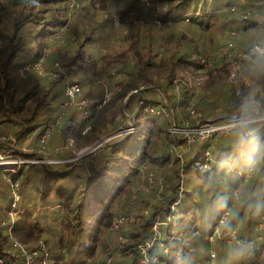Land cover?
<instances>
[{"label": "trees", "instance_id": "16d2710c", "mask_svg": "<svg viewBox=\"0 0 264 264\" xmlns=\"http://www.w3.org/2000/svg\"><path fill=\"white\" fill-rule=\"evenodd\" d=\"M263 12L264 0H0V136L12 133L20 144L30 138L32 149L39 147L43 125L62 109L55 99L73 82L94 86L86 91L90 103L79 107L91 112L77 119L76 111H66L55 125L48 141L63 145L58 154L66 156L56 159L75 156L66 146L70 139L77 147H94L126 122L135 124L106 142L112 149L104 155L101 148L79 161H29L10 173L22 194L18 208L24 210L11 220L14 196L7 178L6 187L0 185L2 264H25L34 250L38 255L30 264H145L143 245L149 264H208L209 237L227 245L236 231L229 241L241 249L239 258L264 264V227L257 228L264 222V151L259 155L264 119L250 122L258 123L251 130L238 126L240 149L218 141L215 133L190 144L170 131L174 120L194 124L254 112L250 99L264 97V54L249 48L264 47ZM228 45L229 50L245 47L250 57L232 59L226 51L217 56ZM39 61L41 67H34ZM186 70L207 79L188 87L176 80ZM104 82L111 97L98 108ZM166 97L173 106L170 115L161 113V106L170 109ZM132 104L138 114L127 121ZM131 135L138 146L121 149L119 142ZM7 144L0 141V150ZM21 149L13 146L12 153L35 157ZM78 162L87 165L92 179L70 190ZM150 171L162 180L147 192L142 184ZM118 173L120 182L113 179ZM246 186L242 201L234 200L232 190ZM139 191L130 217L116 226ZM35 197L42 203L32 209ZM157 222L160 233L153 227ZM43 245L49 263L41 261Z\"/></svg>", "mask_w": 264, "mask_h": 264}, {"label": "rangeland", "instance_id": "374dc122", "mask_svg": "<svg viewBox=\"0 0 264 264\" xmlns=\"http://www.w3.org/2000/svg\"><path fill=\"white\" fill-rule=\"evenodd\" d=\"M250 9L253 10L254 7L250 6ZM253 12H254V10H253ZM261 17L264 19V12L262 13ZM156 22H157V25L160 28H164L165 25H166L163 21H161L159 19H157ZM233 31H235V30H232V29L228 30L227 29L226 32H227V34L235 35V33H233ZM261 31L264 34V28L263 27L261 28ZM229 42H231V40ZM253 44H255V43H253ZM253 46H251L249 49L252 50ZM230 47L231 46H229V45L222 47L223 48L222 50H218L217 56H219L220 54H222V53H224L226 51V52H231L233 54L231 56L232 59H234V57H246V58L250 57L249 52L247 51V49L245 47L241 46V47L235 48V50H229ZM202 58H204V57L202 56ZM254 60L256 61V59H254ZM89 75H91V74H89ZM207 76L208 75L205 74V73H195V70H186V71H183V72H179L178 76L176 77V80L181 81L182 83H184L188 87L196 86L198 88L199 86H201L206 81ZM89 78L93 79L95 81L97 80V77H89ZM104 84H105L104 96L102 98H99V97L96 98V99H98V101H100L99 105H98V108H101V106L106 104L109 101L110 97H111L110 91L107 90L106 82H104ZM87 85H88L87 83L84 84V85H81V93L77 94V96L75 97L74 104H69L67 106L66 110H64L62 108L61 111L59 112V115L62 112H64V114H65L66 111H67V115H69V113L71 111H76V118L77 119L90 115V112H91L90 110H89L88 113H86V112H84L82 110L84 108H82V109L79 108L80 106L84 105V104H82L83 100H86L87 103H90V101H91L90 100L91 97L89 95H86V91L87 90H91V88H93L94 86H91V85L87 86ZM82 96L84 98H86V99H84ZM153 99L160 100V96L159 95H157V96L154 95ZM65 100H67L66 99V95L62 93V94H60L57 97V99H55V103L56 102L60 103L61 101L63 103ZM261 101H262V104L260 103ZM194 102L195 101H192V104ZM166 103L168 105H170V109L168 108V106H165V105L161 106V113H165L166 115H170V110L173 113V108H172L173 106H172V104L170 103V101L168 100L167 97H166ZM250 103L253 105V111L255 113L254 112L253 113H244V114L242 113L240 115V117H247L248 115H253V114H257L258 116L259 115L260 116L264 115V97L263 96L260 99H250ZM134 106L135 105L132 104L129 107V111H125L126 116H127V118H126L127 121H131V118H130L131 114H134V115L138 114V112L136 111V108H134ZM228 120L229 119L223 120L221 123H226V122H228ZM218 122H219V119H216V118L213 119V118L206 117V120L198 119L193 124V123H191L188 120L185 121V118H184V120L182 122H179V123L176 122V120H174V122L170 124L171 125L170 131L172 132V134L175 135L176 138L183 137V139H186L187 142L190 143V144H193L198 139L205 140L212 133L216 132L214 135L216 137H219L217 139L218 141L219 140L232 141L235 145H237L238 149H240L239 147L241 145V140L242 139H240V137H241L240 136V132H239V130H237L239 125L236 124L235 126H232L230 128V132L227 131V130H224V129H219L217 131L211 130L210 132H207L206 129L212 128L214 125L221 124V123H218ZM132 124L135 125L134 123H132ZM127 125H128V122H126L124 125H122L121 128L115 129L113 132H110L109 135H107L103 140L100 141V142H102L101 144H97L96 143V145H98V146L95 149H93V150H95L94 156H95V154H97V152L99 150H101V148L103 150V153H102L103 155L107 152V150L112 149L111 146L106 144V142L114 141L117 138H119L121 135L126 134L127 132L133 130V128H134L133 125H131V126H127ZM244 125H248L247 129L251 130V129L255 128L258 125V123H253V124H250V125L249 124H244ZM256 129H254V130H256ZM201 130H203L204 133L200 132ZM205 133H209L207 137H203V138L200 137V136H202ZM261 135L263 136V138H262L261 143H260L259 155H261L262 152L264 151V129L261 130ZM247 138L249 139L250 136H247ZM118 140L120 141V139H118ZM0 141H4V142L8 143L7 147L11 146V145H12V147L13 146L14 147H23L24 146L25 150H23V151H26L28 153L33 151V153H34L33 155H35L36 158L37 157L41 158V160L43 158L38 155L39 152H41L42 154H47L48 155V156H46L45 159L66 157L65 155H59L58 154V153H63V151H59L58 150V152H56V149L57 148L59 149V148L63 147V145H61L59 143H51L52 141H48L47 143H45V145L43 147L44 151H39V147H42L39 142H38L40 144L39 147H37L36 149H32V146L29 144V142L32 141V139L30 140L29 138L26 141H24V143H22V144L18 143L16 138H15V135L12 134V133L1 135L0 136ZM179 141H181V139H179ZM49 145H50V147H49ZM69 145L71 146V149H69L70 153L71 154H75V157H72V158L70 157L71 158L70 161H74V160L79 161L81 159L80 157L88 155L89 153H91L93 151V150H91V148L93 147L92 145H85V146H82V147H77L76 146V142L73 139H70L69 142L66 144V146H69ZM118 145H119V147H121V149H124L126 147L127 148L126 150H134L138 146V138L135 135H131L126 140H124V141L121 140ZM181 145H182V143H181ZM249 147H251V144H249ZM7 150H9V149L7 148V149H4L3 152H0L1 155H2V157H0V185H2L3 188L6 187V183H7L6 179L11 177L10 173L13 172L14 170H17L18 167H19L18 164H16L14 166L11 163H8V160L13 159V158H17V156H19V155L18 154H13V156H12L11 155L12 153L7 152ZM235 150L236 149H234L233 154H235V152H236ZM174 151H175V153L177 152L176 150H174ZM21 153H22V151H21ZM177 153L179 155L181 154L180 152H177ZM102 154L99 155V160H102V156H103ZM206 155L211 156L212 153L206 152ZM24 157H26L27 159H36L32 155L30 156V154H27ZM43 163H48V162L46 161V162H43ZM252 169H253V167L251 168V170ZM92 170L94 172H97L93 167H92ZM243 172H244V169H242V171L240 172L239 175H241ZM249 174L245 176V178H246L245 181H247V182H248ZM110 176H111V174H110ZM237 177H239V176L237 175ZM120 178H121V173L120 174L118 173L117 177L116 176L113 177V179H117V182H120ZM91 179H92V176L90 174V171H89V168L87 167V165L84 164V162L75 163V165L72 167V171H71L70 177H69V181H70L69 189L70 190H75V189H77V187H80L81 185L84 186ZM144 179H145V182L142 184L143 185L142 189H144L143 191H147L148 192V190L150 188H152L153 186L155 187L156 185H159L161 183L162 175L157 173V171H150L149 172V176H148V174H146ZM61 180H63V179H61ZM60 182L61 181L59 180L58 183H60ZM247 182H245V183H247ZM243 184L244 183H242V185ZM248 190H249V186H246L243 191L241 190V188L233 189L232 192H231L232 198L234 200H237V201L238 200L242 201L244 195H246ZM12 192H13V188H12ZM18 193H20V195L22 196L20 191ZM139 193H140V191L139 192H135L134 195H133L134 198H132V200L126 205V213H125L126 215L123 217V222H125L130 217V215L128 213L131 212L132 208L136 205L137 200L139 198L138 195H140ZM51 194H54V190H52ZM13 196H14V194H13ZM31 201H32V204L30 203V205L31 206L34 205L33 207H31L32 209L34 207H36V206H40L41 203H42V202L38 201V197L33 198ZM49 206L52 207V205H49ZM123 222L120 221L118 226L121 225ZM5 224H7V222ZM153 227H154L155 230L159 229L160 228L159 227V222L154 223ZM156 227H158V228H156ZM257 228H259V226ZM259 229H262V228H259ZM219 232H220V230H219ZM219 232H217L218 233L217 235H219ZM158 233H160V230L158 231ZM236 233H237V231H236ZM236 233H235V235H237ZM235 237H231L229 240H233V238H235ZM55 239L56 238L52 237L53 241H55ZM209 239L211 240V244H210L211 247L209 248V253L211 254L212 257L210 259L205 260L206 263H208V264H234L235 263L236 264L237 261L241 260L242 262H244V264H248V262L250 260V257L246 256L244 258H242V257L239 258L240 253H241V249L236 247L234 242H231V241H229L227 239L228 240V242H226L227 245H221V244L218 245L217 244L218 241L216 239V236H214V237L210 236ZM142 253H143V258H144V260H142V261L145 264H147L149 262V260L147 261L148 258L145 259V255H147V251H146V253H144L142 251ZM34 255H38V253H33V252L30 253L29 255H27V259L30 258V260L32 261Z\"/></svg>", "mask_w": 264, "mask_h": 264}, {"label": "built area", "instance_id": "2783aa9c", "mask_svg": "<svg viewBox=\"0 0 264 264\" xmlns=\"http://www.w3.org/2000/svg\"><path fill=\"white\" fill-rule=\"evenodd\" d=\"M246 0H240L241 3H244ZM251 11V9L249 10ZM264 28V27H263ZM233 33H236V31H233ZM252 49L258 51L260 54H264V47H261L260 45L258 44H254V46L252 47ZM206 63V62H205ZM34 67H37V68H40L41 67V61L39 62H36ZM25 68H28L30 69L31 66L28 65L26 66ZM21 74L23 75L24 74V69L21 68ZM233 76L230 77V79H232ZM64 93L66 95V99L62 104H61V107L66 110L67 106L69 104H74V100H75V97L77 96V94L81 93V87L78 83L76 82H73V83H69L65 86V90H64ZM85 100H83V103L82 104H85ZM64 112H62L59 116H57V118L52 121V122H49V123H46L43 125V133L40 137V144L42 147H39V151H44L43 147L45 145V143L48 141L51 133L53 132L54 128H55V125H57L59 122H60V119L61 117L63 116ZM228 122L226 123H221L222 121H219L218 123H221V124H218V125H214L212 128H208L206 129L207 132H210L211 130L213 131H217L219 129H224V130H227L230 132V128L232 126H235L236 124L239 125V126H242L244 124H249L250 122H253V121H258V120H261V119H264V115H248L247 117H240L238 114H232L229 118H228ZM200 132L204 133L203 130H201ZM216 133V132H214ZM209 133H205L203 134L202 136L200 137H207ZM213 134V133H212ZM30 139V138H29ZM98 145L94 146L91 148V150L95 149ZM69 147H71L69 145ZM9 149L7 150V152H10L12 153V147H6L4 149ZM4 149L0 150V152H3ZM22 150H25V147L23 146L22 147ZM59 151H63V147L61 148H57L56 149V152ZM90 150V151H91ZM209 153V151H206ZM13 156V153L11 154ZM19 156H17V158H13V159H10L8 160V163H11L12 165H16L18 164L19 166L24 163V162H29V161H32V162H37V161H42V162H62V161H69L71 160V158H64V159H56V158H52V159H42L41 158H36V159H27L26 157L18 154ZM0 157H2L1 153H0ZM75 157V156H73ZM78 158V157H77ZM248 175V174H247ZM250 175V174H249ZM10 180V183H11V186L13 188V194H14V199H13V203L11 205V208H10V211H9V215L11 217V220H14L16 215L21 211V210H24V208H18V200L21 198V195L20 193H18V182L17 181H14L12 180L11 178H9ZM18 191V192H17ZM123 220V216L119 217V219L117 220V222L115 223L116 226H118V222L122 221ZM222 221V220H221ZM259 228H263L264 227V222H260L259 223ZM235 232L232 233V237H235ZM42 249H43V253H42V258H41V261L44 262V263H49L51 260L49 258V250L43 245L41 246ZM142 251L144 253H146V246L143 245L142 246ZM33 253H37V250H34ZM145 259H147L146 255H145ZM144 260V258H143ZM148 261V259H147ZM3 260L2 258H0V264H2ZM31 260L30 258L27 259L26 263L25 264H30ZM149 264V262L147 263Z\"/></svg>", "mask_w": 264, "mask_h": 264}, {"label": "water", "instance_id": "95a60500", "mask_svg": "<svg viewBox=\"0 0 264 264\" xmlns=\"http://www.w3.org/2000/svg\"><path fill=\"white\" fill-rule=\"evenodd\" d=\"M137 92V90H135L132 94H134V93H136ZM132 96V95H131ZM131 96L130 97H127V100H126V103H125V107L127 106V103H128V101H129V99L131 98Z\"/></svg>", "mask_w": 264, "mask_h": 264}, {"label": "bare ground", "instance_id": "6f19581e", "mask_svg": "<svg viewBox=\"0 0 264 264\" xmlns=\"http://www.w3.org/2000/svg\"><path fill=\"white\" fill-rule=\"evenodd\" d=\"M21 153V152H20ZM32 162V161H31ZM36 162V161H35ZM39 162H41V161H39Z\"/></svg>", "mask_w": 264, "mask_h": 264}]
</instances>
